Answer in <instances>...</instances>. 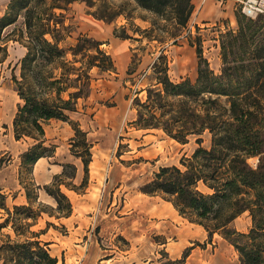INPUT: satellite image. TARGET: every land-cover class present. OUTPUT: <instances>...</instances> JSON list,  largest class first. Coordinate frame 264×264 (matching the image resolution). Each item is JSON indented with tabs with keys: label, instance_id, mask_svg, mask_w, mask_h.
<instances>
[{
	"label": "rangeland",
	"instance_id": "374dc122",
	"mask_svg": "<svg viewBox=\"0 0 264 264\" xmlns=\"http://www.w3.org/2000/svg\"><path fill=\"white\" fill-rule=\"evenodd\" d=\"M95 2L92 7L81 1L71 4L65 19L70 31L60 45L67 48L75 44L79 35L100 41L115 70L98 74L93 69L89 97L79 100L76 110L67 113V120L52 119L44 126L43 144L53 156L43 158L62 166L47 183L50 167L36 166L37 162L22 164L21 154L36 142L24 137L19 144L14 137L12 121L19 98L11 75H18L26 48L18 41H8V56L0 63V146L8 148L0 159L1 167L11 165L9 173L15 175L16 189H10V196L0 192L5 206L11 209L30 204L34 210H42L30 230L42 231L40 240L48 242L58 264H237V251L222 235L214 233L209 239L203 227L182 216L174 221L176 225L168 224L169 203L160 195L141 190L160 167L180 165V159L198 145L194 138L181 143L160 129L136 128L131 124L136 114L132 105L136 96L144 98L145 92H135L149 84L151 64L161 51L168 58L174 82L196 79L198 47L211 70L219 75L224 66L221 43L227 46L237 36L236 49L242 48L244 39L239 30L252 25L256 28L248 40L247 54L240 49L238 55L250 60L255 46L264 41V14L245 16L240 0H202L200 14L195 11L186 26L178 27L168 17L138 6L135 0ZM8 4V0H0V16ZM10 32L8 38H20L25 33L23 16L3 30V35ZM130 69H134L131 74ZM256 92L252 88L244 94L256 96ZM75 125L86 132L90 145L87 169L80 156H85L83 137H75ZM203 138V145L209 146L211 135L206 133ZM249 163L255 167L258 157H251ZM46 186L54 192L59 188L68 198L70 216H60L57 201ZM4 217L2 209L0 223ZM250 226L247 212L232 224L239 232H246ZM5 234L15 238L8 226L0 230V243Z\"/></svg>",
	"mask_w": 264,
	"mask_h": 264
},
{
	"label": "trees",
	"instance_id": "16d2710c",
	"mask_svg": "<svg viewBox=\"0 0 264 264\" xmlns=\"http://www.w3.org/2000/svg\"><path fill=\"white\" fill-rule=\"evenodd\" d=\"M78 1L88 7L96 3L11 0L0 16V63L8 56L9 40L26 48L18 75L14 72L11 75L21 100L12 121L14 137L16 140L28 137L36 142L21 154L24 166L35 164L41 157L53 156V151L43 144L44 126L52 119L67 120V113L76 110L79 100L89 97L92 70L97 69L98 74L115 70L110 54L100 48L102 42L93 38L79 35L75 44L61 47L66 32L70 31L65 24L66 13ZM135 2L145 10L168 17L178 27L186 26L194 10L192 0ZM19 16L24 17L25 33L20 38H8L11 32L3 35V30ZM255 28L252 25L246 30L240 28L242 48L236 49L237 36L227 46L221 43L224 66L219 75L211 70L198 47L196 79L174 82L168 58L161 51L151 64L149 84L135 92H145L144 98L136 96L132 105L136 114L131 124L136 128L160 129L181 143L194 138L198 145L190 155L180 159V165L160 167L141 190L169 201L182 217L203 227L209 239L214 233L222 235L237 251V264H264V41L255 46L250 60L238 58L240 49L247 54L248 40ZM133 72L134 69L129 70L130 74ZM252 88L258 95L244 94ZM74 131L75 137H83L85 156H80L87 169L91 152L86 132L77 125ZM206 133L211 135L209 146L203 145ZM75 137L71 139L72 147ZM251 157H258L255 167L249 163ZM2 162L0 159V167ZM46 191L57 201L60 216H70L71 203L59 188L54 192L46 186ZM3 199L0 194V209L5 212L0 230L9 226L15 238L4 235L0 264H58L48 242L40 240L42 231L30 230L42 210H34L30 204L10 209ZM245 212L251 218V226L246 232H239L232 224Z\"/></svg>",
	"mask_w": 264,
	"mask_h": 264
},
{
	"label": "crops",
	"instance_id": "0c3cea01",
	"mask_svg": "<svg viewBox=\"0 0 264 264\" xmlns=\"http://www.w3.org/2000/svg\"><path fill=\"white\" fill-rule=\"evenodd\" d=\"M8 1L10 2L11 0H8ZM201 1L202 0H192V3L194 5V10L193 11L194 12L198 11V15L200 14L201 10H203V6L201 4ZM19 103H21L20 99H19ZM10 134L11 133H9L8 135H10ZM16 142L21 144V141H19V140H17ZM7 148H8L7 145L0 146V154L6 152ZM18 148H19V146H18ZM19 149H20V152H21L22 148L20 147ZM49 158H51V157H49ZM38 165H41V166L44 165L45 168L50 167V171L48 172V179H47V176H46V179L44 181L45 183H47L49 178H52V176L54 174L59 173L61 171V169H62V166L56 164L55 161L50 160V163H49L48 160L46 158H43V157L38 159V161L36 163V166H38ZM10 167H11V165L9 164L7 166H4V167L0 168V192H5L6 193L5 195H8V196H10L9 195V193L11 191L10 189H13V190L16 189L15 188V183H16L15 175L9 173ZM36 168L37 167L34 168L35 172H36ZM17 187L18 188L20 187L19 184H18ZM10 198H11L10 200H14L15 201V199H13L12 197H10ZM166 202H168L169 205H170L169 201H166ZM0 210H2V209H0ZM167 211L169 213L168 224L170 223V224L176 225L174 221H177L179 218H181V215L178 213V211L174 208V206L172 204L170 206H167ZM181 219H185V218L182 217ZM198 226H200V225H198Z\"/></svg>",
	"mask_w": 264,
	"mask_h": 264
},
{
	"label": "built area",
	"instance_id": "2783aa9c",
	"mask_svg": "<svg viewBox=\"0 0 264 264\" xmlns=\"http://www.w3.org/2000/svg\"><path fill=\"white\" fill-rule=\"evenodd\" d=\"M240 1L242 3L241 11L245 16L254 18L257 15L264 14V0H240ZM192 15H194V11L192 12Z\"/></svg>",
	"mask_w": 264,
	"mask_h": 264
},
{
	"label": "bare ground",
	"instance_id": "6f19581e",
	"mask_svg": "<svg viewBox=\"0 0 264 264\" xmlns=\"http://www.w3.org/2000/svg\"><path fill=\"white\" fill-rule=\"evenodd\" d=\"M170 205H171V203H170Z\"/></svg>",
	"mask_w": 264,
	"mask_h": 264
}]
</instances>
